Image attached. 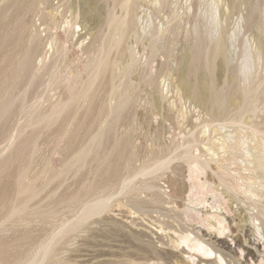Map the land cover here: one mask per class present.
Instances as JSON below:
<instances>
[{
  "label": "rangeland",
  "instance_id": "1",
  "mask_svg": "<svg viewBox=\"0 0 264 264\" xmlns=\"http://www.w3.org/2000/svg\"><path fill=\"white\" fill-rule=\"evenodd\" d=\"M5 1L0 0V8L4 6ZM214 2L218 4L217 12L213 8ZM35 4L36 8L21 16L20 21L32 26L23 33L25 44L31 39L32 32L38 34L41 39V47L34 58V65L39 67L36 83L30 89L27 88L28 94L24 104L15 110L8 121L7 134L5 131L4 136L0 139V155L8 154L10 147L15 143L16 139L14 138L26 129L30 111L36 107H48L51 102L58 100L61 90L55 82V78L59 79L68 72L65 66L67 63L78 68L81 67L79 71L85 72L82 76L85 78L86 75L87 78L85 66L89 58V49L95 42L96 36L105 30L104 18L107 10L111 8L118 17L126 15L127 12L119 4L114 5L111 0L107 2L103 0H48L45 3L36 0ZM128 15L134 19V22L127 30L126 42L124 41L122 45L123 48L126 43L124 47L127 48V52L123 57V63L115 65L113 77L118 89L123 87L128 89L134 86L133 88L136 89L134 99L127 107L129 109L126 108L124 111L125 120L113 116L111 125L102 131V137L98 142L93 143L86 140L87 143L83 141V144L90 151V155L85 161L87 164L94 163L93 155L99 159L109 155L108 160L111 158L114 161L116 149L112 145V140L118 134L124 136L129 141L125 146V155L127 156L128 152L134 154L131 166L133 183L127 189L125 188L124 192L122 191L121 184L126 180L125 177L127 180L129 177L126 176L128 175L127 170H123L128 156L125 157L126 159L122 157L123 159L121 158L119 161L121 166L118 171L106 176L105 179L103 178L102 189L92 190L85 194L82 197L81 205L74 207L62 205L60 199L64 195L76 192L88 178V172L85 170L80 175H75L73 170H67L66 156L62 151L64 142L58 132L55 129L44 132L37 141L38 155L40 157L49 156L51 167L55 171L64 172L62 176L64 179H62L61 187L53 185L43 189L31 204L29 218L33 221L32 226L35 230L36 240L42 239L43 236L49 235L53 231L57 232L66 223L75 221L84 212V205H94L102 197L106 198L102 200L110 201L109 208L105 212L90 218L80 230L65 236L58 246L57 253L50 255L44 264H57L58 261V264H101L110 261L113 264H121L125 261L129 262V260L136 264H167L165 261L156 259H147L146 261L145 256L149 254L148 251H151V245H156L163 251H173L177 255L175 264H194L187 259V253L164 245L158 241L156 235H153L160 229L162 222L177 225L176 217L172 214L174 208L178 206L176 203H181L183 208L189 206L200 209L201 207L196 206L194 202L203 198L206 201L203 210L204 216L205 212L208 214L213 211L211 207L214 204V199L201 185L208 181L211 187L216 188L217 183L210 179L209 175L201 174L191 157H201L202 160L211 158L219 160L221 165L226 167L228 173L234 176L239 173L242 176L249 174L248 171L245 173L243 170L246 164L239 166L241 158L237 161L238 166L232 165L231 161L226 162L229 159L236 160L232 158V150L221 149V143L224 141L223 139L231 137L238 130L237 132L249 133V145L251 148H255L256 139L253 141V138L250 137V132H248L250 131L248 130L250 120L248 119L260 121L264 118V59L256 62V66L250 69L248 46L255 49L264 42V0H131ZM248 17L250 18L249 22L245 20ZM16 19V17H11L7 25L15 23ZM156 28L162 30L157 36L154 35ZM198 31L212 43L218 40L221 35L225 40L223 51L215 60V73L219 87L225 86L229 81L231 82L230 92H237L235 96L239 97L238 91L241 86L251 82L252 90L246 104L250 108L253 103H256L259 110L256 113L248 111L244 116L245 122L237 126L238 128L224 127L222 121L211 122L205 108L195 103L178 86V80L182 74L188 72L185 63L187 45L194 37H197ZM55 37L62 42L66 49L64 57L57 53L59 46L52 41ZM155 40L157 41L155 42ZM156 43L164 46V49ZM166 48L168 50H165ZM154 49L158 50L155 54ZM111 57L116 59L115 53ZM131 58L137 61L138 66L132 71L126 72L125 65ZM197 71V78L205 85V81L209 79L208 71L201 67ZM252 71L253 74L250 77L249 74ZM149 73L151 75H148ZM21 88L26 87L21 84ZM114 97L109 94L108 90L103 92L99 99V106L107 105L106 107L115 108L117 100ZM261 109L262 112H260ZM29 132L30 130L27 134ZM192 137L196 139L194 144L188 143ZM179 144H182L181 147ZM99 149H102L101 153H99ZM185 150L190 153H183ZM262 151H264V147H262ZM199 152L204 154H199ZM252 152L257 153L255 150ZM234 157L236 159L237 154H234ZM163 163H165L164 166L157 169ZM149 169L152 173L142 177L140 173L144 170L149 171ZM222 173L224 174V172ZM98 176H100L99 172ZM225 177L230 179V176ZM99 178L101 177L97 179ZM151 183L156 186L152 190L144 187ZM263 184L264 177L256 181L254 189L259 188V191L264 192ZM182 187L187 188L182 197H173V190ZM54 190L57 193L51 199L50 196ZM219 190H223V188L220 187ZM233 201V208H236L235 202L239 204L240 208L245 207V204L237 198ZM41 214H49L47 222L40 221ZM167 215L171 216L167 217ZM3 221L4 217L0 215V222ZM22 225L21 221L6 222L4 223V234L12 239L22 232L24 229ZM192 225L197 226L196 228L202 227L199 223ZM193 226L190 227L191 230L194 228ZM166 232L174 234L172 230ZM141 235H143V239ZM226 239L231 243L230 238ZM165 241L167 240L164 239L163 242ZM251 244L248 247L254 248L255 245ZM115 252H118L117 255ZM108 253L112 257L118 256V260L116 257L113 259ZM124 253L133 256L127 259ZM105 254L110 258H107ZM238 257L235 262L229 258L227 261L230 260L228 262L230 264L236 262V264H242L241 257ZM141 258L144 261H140ZM195 259L196 264H206L199 258ZM89 261L90 263H87ZM244 264L248 263L244 262Z\"/></svg>",
  "mask_w": 264,
  "mask_h": 264
},
{
  "label": "bare ground",
  "instance_id": "2",
  "mask_svg": "<svg viewBox=\"0 0 264 264\" xmlns=\"http://www.w3.org/2000/svg\"><path fill=\"white\" fill-rule=\"evenodd\" d=\"M47 1L40 0L41 3ZM103 1L107 2L110 0ZM111 1L114 2V5L119 4L127 12L126 15L118 17L109 8L105 13V30L96 36L95 42L89 49V58L86 62L87 65L85 64L87 78L86 75L84 76L85 78L82 76L85 72L81 73L82 70L81 72L79 71L81 67L78 68L73 64L67 63L65 66L68 72L59 79L55 78V82L61 90L58 100L51 102L48 107H36V109L30 111L29 121L25 126L26 129L24 131L22 130L20 135L14 138L16 140H14L15 143L11 147L9 146V153L0 155V215L4 217V221L0 222V264H44L50 255L55 252L57 253L58 246L65 236L71 232L80 230L90 218L101 215L109 208L110 201L102 200L106 199L103 197L99 198L94 205H84V212L75 221L66 223L58 229L59 231H53L51 234L43 236L42 239L36 240L35 230L32 226L33 221L29 218L31 204L43 189L53 185L61 187L63 185L62 179H64L62 177L64 172L55 171L51 167L49 156L40 157L38 155L37 141L44 132L52 129L58 132L62 142H64L62 151L66 156L65 165L67 166V170H73L75 175H80L85 170V172H88V178L74 192L75 194L64 195L60 199L62 205L67 207L81 205L83 202L82 197L85 194L92 190L102 189L101 185L105 177L115 174L118 171V168L121 166V164L119 165V161L122 157L125 158L128 156L127 161L123 160L126 162L123 170H127L128 175L126 176H129L128 180L125 177L126 180H123L124 182L121 184L122 191L130 187L133 183L134 177L131 174V166L134 160V154L128 152L126 153L127 156L125 155V146L128 145H126L128 140L124 136H119L118 133L117 137L112 140V145L116 149V152H114V156H116L114 157V161L111 158L108 160L109 155L101 157L100 159L93 155L92 157L95 159L92 161L94 163L87 164L85 162L88 155H90V151L87 150L83 141L98 142L102 137V131L111 125L113 116L124 119V111L132 102L136 93V89L133 88L134 86L128 89L124 87L118 89L114 81L115 78L113 77L115 65L117 66L123 63V57L127 52V48L125 49L124 47L126 43H124L123 48L122 45L125 41L127 30H129L134 22V19L128 15L131 0ZM35 2L36 0H6L4 6L0 8V139L4 136L5 131L8 130L6 129L8 121L13 116L15 110L24 104L28 89L36 83L39 67L34 65V58L41 47V39L38 34L32 32L31 39L25 44L26 40L23 33L25 30L32 28V26L30 27L20 21L21 16L32 12L36 8L37 5ZM213 8L216 12L218 11V4L216 2L213 3ZM11 17H16L17 19L15 23L7 25ZM245 20L249 22L250 18L248 17ZM155 31V36L162 32L160 28H156ZM52 41L59 46L57 53L64 57L66 49L62 42L56 39V37ZM156 44L158 45V43ZM187 46L185 63L186 67H188V72L182 74L178 80V86L195 103L205 108L211 122L222 121L224 127L232 126V128H235L245 122L244 116L248 111L256 113L259 110L256 103H253L250 108L246 104L248 95L252 90L251 82H247L241 86V89L238 91L240 94L239 97L235 96L237 92H230L231 82L228 81L223 87H219L217 84L215 60L225 46V40L222 38V35L212 43L198 31L197 37H194ZM160 47L164 49V46L161 45ZM158 50L154 49V54ZM165 50L168 49L166 48ZM248 52L251 69L256 66V62L264 59V42L255 49H251L248 46ZM113 53H115L116 59L111 57ZM137 66V61L131 58L125 65V71H132ZM199 67L207 70L209 73V79L205 81L207 85H204V82L199 81L197 78V70ZM252 74L253 71L249 74L250 77ZM148 75L151 74L149 73ZM21 84H24L26 88H21ZM107 90L117 100V106L115 108L106 107L107 105L99 106V99L102 93H105ZM262 111L261 109L260 112ZM248 120H250L248 129L250 130L248 131L250 132V137L253 138V141L256 139L255 148H251L249 145V133H242L243 131L237 132V130L232 136L230 134L231 137L223 139L221 149L228 148L232 150V158L236 161L229 159L226 162L231 161L233 162L232 165L238 166L237 161L242 159L241 165L239 166L246 164L243 170L245 173L248 171L249 174L242 176L239 173L237 176H234L228 173L226 167L221 165L219 160L213 158L202 160L201 157H191L197 170L203 175H209L210 179L215 180L217 183L216 188L211 187L208 181L201 185L214 199V204L211 207L213 211H208V214L205 212L204 216L203 210L206 201L203 198L194 202L196 206L201 207L200 209L190 208L189 206L183 208L181 203H176L178 206L174 208V211L172 210L174 213L171 212V209L170 212L176 217L175 222H177V225L175 223L173 225L162 222V226L159 227L160 229H156L157 232L153 234L164 245L187 253V259L194 264H196L195 258L205 261L206 264H230L228 262L230 260L235 262L238 256L241 257L242 264L244 262L248 264H264V192L259 191V188L257 190L254 189L256 181L264 177V151H262V147H264V118L260 121H255L251 118ZM29 130L30 132L27 134ZM195 142V137L188 140L190 144H194ZM181 145L179 144L180 147ZM101 150L99 153H101ZM252 150L257 151V153L252 152ZM183 153L189 154L190 152L185 150ZM199 154L203 155L204 153L199 152ZM234 154H237L236 159ZM164 164L159 165L157 169L162 168ZM220 171L224 172V174ZM98 172L100 176H98ZM150 173L152 172L149 169V171L144 170L140 174L143 177ZM225 176H230L231 180ZM98 177L101 178L97 179ZM144 187L152 190L156 186L151 183ZM220 187L223 190H219ZM186 189V187L175 188L172 193L173 197L181 198ZM56 193L57 191L54 190L50 198H54ZM235 198L241 203H244L245 207L240 208L239 204L235 202L236 208H233V200ZM49 214H41L40 221L47 222ZM170 216L167 215V217ZM10 221H21L23 223L22 226H24L22 232H17L18 234L14 238L12 237V239L4 234V223ZM193 223H199L202 227L196 228L197 226L194 227L192 225ZM192 226L194 228L191 230L190 227ZM167 230H172L176 235L166 232ZM141 236L143 239V235ZM226 238H230L231 243ZM164 239L167 241L163 242ZM157 243L159 244V242ZM251 243L255 245L254 248L248 247ZM151 246V251H148L149 254L145 256L146 261L147 259H156L158 261H165L167 264H175L177 255L173 251H163L156 245ZM134 250L136 251V249ZM115 253L117 255L118 252ZM108 255L111 256L109 253ZM108 255L107 258H110ZM125 255L127 259L133 256L131 254L127 255V253ZM136 255L138 254L136 253ZM141 256L138 257L140 258ZM115 257L112 258L114 259ZM227 258L230 260L227 261ZM199 259L197 260L199 261ZM140 261L144 260L141 258ZM125 262L126 264H136L130 260L129 262ZM125 262L123 263L125 264ZM87 263H90V261ZM101 264H113V262L110 261Z\"/></svg>",
  "mask_w": 264,
  "mask_h": 264
}]
</instances>
